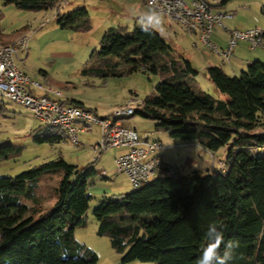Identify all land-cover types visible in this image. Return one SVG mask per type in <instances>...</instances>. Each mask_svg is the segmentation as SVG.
I'll list each match as a JSON object with an SVG mask.
<instances>
[{
	"label": "trees",
	"instance_id": "trees-1",
	"mask_svg": "<svg viewBox=\"0 0 264 264\" xmlns=\"http://www.w3.org/2000/svg\"><path fill=\"white\" fill-rule=\"evenodd\" d=\"M5 1L32 11L57 9L56 24L63 29L90 28L85 7L61 13L58 0ZM12 39L0 33V44ZM99 44V61L90 62L83 74L136 69L159 74L155 93L135 112L182 142H197L209 152L226 146L227 158L221 169L155 179L118 198L101 200L93 210L97 234L109 237L124 263L195 264L209 225L216 224L225 244L236 245L229 264H264V131L252 132L264 121V62H248L239 76L218 65L207 67L214 96L194 82L197 71L191 62L172 54L155 29L110 27ZM41 126L34 142L65 140L58 129ZM20 151V146L3 145L0 160ZM49 173H57L58 180L51 204L44 208L36 200L37 188ZM99 174L59 156L14 175H0V264H98L96 254L75 239L74 229L84 223L88 184Z\"/></svg>",
	"mask_w": 264,
	"mask_h": 264
},
{
	"label": "rangeland",
	"instance_id": "rangeland-1",
	"mask_svg": "<svg viewBox=\"0 0 264 264\" xmlns=\"http://www.w3.org/2000/svg\"><path fill=\"white\" fill-rule=\"evenodd\" d=\"M205 1L221 10L219 12H227L231 15L222 19V24L227 28L245 30L258 24L264 31V13L262 12L264 0ZM59 3L61 13H66L78 5H86L89 30L74 31L58 27L55 19L57 9L32 11L0 0L1 36L16 40L17 38L14 37L17 34L25 33L24 35L30 37L26 56L17 59L18 66L25 73L44 87L60 91L61 98L68 100L67 102L79 101L85 107L103 116L109 115L116 108L124 107L131 96L143 100L155 93L160 75L149 70L136 69L122 74L106 75L82 73L83 68L90 62L99 61L96 52L105 30L122 26L127 31H133L135 27H142V20L150 11L149 8L142 4L138 5V0H60ZM155 30L171 47L172 54L191 62L197 71L194 82L202 90L217 96L206 74L207 58H214L217 55L202 45L196 36L186 33L178 24L173 22L168 25V20L164 17L162 26ZM238 43H243V40H239ZM247 47L242 49L244 59H234V54L229 57L236 64L233 71L230 70L228 63L213 60H217V65L223 67L225 73L239 76L241 70L246 68L247 62L255 60L256 56L263 58L260 61L264 62V55L262 57L258 54L264 49L258 47L251 50ZM189 56H192L193 60ZM248 59L251 60L247 61ZM212 62L215 63V61ZM211 65L215 66V64ZM138 109L142 111V107ZM120 122L123 126L134 127L141 135L146 134V139L149 141H162L161 146L162 143L164 146L161 150L165 151L163 156L165 160H173L177 152L181 154L183 150H189L196 160L193 171L199 174L221 169L225 165L226 146L209 152L192 145L179 147L168 145L178 143L180 140L172 138L166 131L156 130V121L143 116L140 112L121 117ZM39 124L27 107L0 97V147L6 144L21 147L20 153L0 160V175H14L45 161L55 160L59 156L78 168L94 169L101 174L104 172L105 178L99 174L88 184L87 194L90 196L88 209L84 215V223L74 229L75 239L96 254L98 264H155L139 260L122 262V253L112 247L109 237L97 234L98 225L93 215L94 208L101 200L118 198L131 189L126 175L114 171V158L125 149L111 147L96 156L92 146L99 139L97 126L89 132L80 133L78 145H73L68 140L53 144L36 143L33 138L37 134ZM262 131H264V121L255 125L252 130L254 133ZM183 172H187V169ZM191 172L184 174L188 175ZM57 180V173L46 174L40 180L36 200L42 207L45 208L51 204Z\"/></svg>",
	"mask_w": 264,
	"mask_h": 264
},
{
	"label": "built area",
	"instance_id": "built-area-1",
	"mask_svg": "<svg viewBox=\"0 0 264 264\" xmlns=\"http://www.w3.org/2000/svg\"><path fill=\"white\" fill-rule=\"evenodd\" d=\"M140 1L150 10L161 13L168 20V25L174 22L186 33L196 36L222 62L228 61L239 40L246 41L251 50L264 46L263 30L255 26L245 30H227V42L223 48L219 47L211 35L215 26L225 28L222 19L229 15L213 10L205 0ZM29 38L24 35L0 44V97L27 107L40 125L60 130L65 140L73 145L79 144L80 133L97 126L99 139L92 146L93 153L98 156L107 148H124L125 151L114 158V171L126 175L131 188L183 174L180 164L166 162L155 153L162 147L158 140L149 141L146 134L141 135L134 127L121 124V117L131 116L138 107H142V99L131 96L124 107L114 109L107 116L67 102L61 98L60 91L44 87L18 66L17 59L24 58L28 52Z\"/></svg>",
	"mask_w": 264,
	"mask_h": 264
},
{
	"label": "crops",
	"instance_id": "crops-1",
	"mask_svg": "<svg viewBox=\"0 0 264 264\" xmlns=\"http://www.w3.org/2000/svg\"><path fill=\"white\" fill-rule=\"evenodd\" d=\"M59 2H60V0L58 1V3ZM140 4L144 5L142 1L138 0V5H140ZM77 7H85L87 9L86 5H84V4L83 5L75 6L72 9L77 8ZM212 8L215 11H221V10L217 9V7H213L212 6ZM72 9H70L69 11H71ZM224 12H226V11H224ZM226 14H228V13L226 12ZM230 16L231 15H229L227 17H230ZM227 17H225V18H227ZM255 26L261 27L258 24H256ZM231 29L232 28H227L226 26H225V28H223L221 26H215L214 29H213L212 35H211V39L217 45H219V47L223 48L225 46V44L227 42V38H228V31L227 30H231ZM244 42L245 41H243V43H237L235 45L234 51L232 52V54L230 55V57L234 54L233 55V58L234 59H240V58L244 59L245 56L243 57L242 49L245 46L246 47L248 46L247 45V42H245L246 44ZM260 48L264 49V46H261ZM247 49H249V48L247 47ZM258 54L263 57L264 51L263 52H260ZM189 58L191 60H193L192 56H189ZM213 59H217L218 61L221 62V58L218 55H217V57H214V58L213 57L207 58V60H208L207 61L208 62V66L207 67L212 66L211 64H215V66L217 65V62H216L217 60H213ZM254 59L255 60H262L263 58H261L260 56H256V58H254ZM250 60L251 59H248L247 61H250ZM212 61H215V63L212 62ZM226 63H228L227 65H229L230 70L233 71L236 64L233 63V61H231L230 59ZM161 142L162 141H160V143ZM168 145L177 146V147H179V146H186V145H192V146H197L198 148H203L197 142H182V141L180 142L179 141L178 143H173V144H168ZM163 146L164 145L162 143V147L160 149L156 150L155 153L158 156H160L164 161L169 162V163H177V164H180L182 166V168H183V171L185 169H187V172H183V174L184 173H189V172H191V171H193L195 169L194 167L196 166V160L191 156V154L189 153V150H183V152L181 154L179 152H177V156L173 160H165V158H163V156L165 155V151L164 150H161L163 148ZM203 149H205V148H203Z\"/></svg>",
	"mask_w": 264,
	"mask_h": 264
},
{
	"label": "clouds",
	"instance_id": "clouds-1",
	"mask_svg": "<svg viewBox=\"0 0 264 264\" xmlns=\"http://www.w3.org/2000/svg\"><path fill=\"white\" fill-rule=\"evenodd\" d=\"M162 23V14L153 9L144 16L141 26L145 31H148L149 28L158 30ZM205 236L206 243L201 249V254L195 264H229L233 258L235 243L228 242L225 244L224 233L216 224L209 225ZM222 245H224L223 254H221Z\"/></svg>",
	"mask_w": 264,
	"mask_h": 264
}]
</instances>
